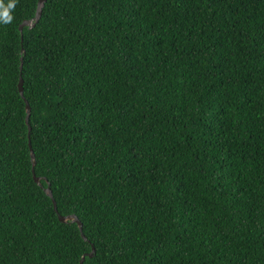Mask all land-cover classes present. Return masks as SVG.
<instances>
[{
	"label": "trees",
	"instance_id": "16d2710c",
	"mask_svg": "<svg viewBox=\"0 0 264 264\" xmlns=\"http://www.w3.org/2000/svg\"><path fill=\"white\" fill-rule=\"evenodd\" d=\"M37 1L0 26V264H264V0H45L20 33Z\"/></svg>",
	"mask_w": 264,
	"mask_h": 264
},
{
	"label": "water",
	"instance_id": "95a60500",
	"mask_svg": "<svg viewBox=\"0 0 264 264\" xmlns=\"http://www.w3.org/2000/svg\"><path fill=\"white\" fill-rule=\"evenodd\" d=\"M44 2H45V0H38L37 1V4H36L35 13H34L33 17L32 18H29V19H25V20H23L21 22V24H19L18 30H19L20 33L22 32V29H23L24 26L28 27V29H31V28H33L35 26V24L38 22V20H39V18L41 16L42 7L44 5ZM21 40H22V38H21ZM23 55H24V49L21 48L20 68L22 67V58H23ZM17 86H18L19 94L22 96V98L25 101V112H26L25 122L28 125V131H30V125L28 124V118H29V115H30V107L28 105V102L25 100V98L23 96V79H22L21 76L19 77ZM28 144H29V150H30L29 155H30V161H31V165H32L33 180H34V182L37 185H39L43 189V191L45 192V194L48 197L51 198L52 204H53V208L56 211V204H55V200L53 199V196H52V193H51V189H50L49 183H47V186L46 187H42L41 180L42 179L45 180V178L36 176L34 174L35 156H34V153H33L32 149H31V146H30V142L29 141H28ZM57 216H58V220L60 222H73V223H76V225L78 227V230H79V233H80V236L83 238V240H86V237L82 233V224H81V222L78 220V218L74 214L60 215V214L57 213ZM93 252H94V248L92 246L91 247V251L88 252L87 254H84L81 257L79 263L80 264L82 263L85 255H87L88 257H92L93 256Z\"/></svg>",
	"mask_w": 264,
	"mask_h": 264
},
{
	"label": "clouds",
	"instance_id": "9594fccd",
	"mask_svg": "<svg viewBox=\"0 0 264 264\" xmlns=\"http://www.w3.org/2000/svg\"><path fill=\"white\" fill-rule=\"evenodd\" d=\"M16 3L17 0H0V26L13 23Z\"/></svg>",
	"mask_w": 264,
	"mask_h": 264
}]
</instances>
